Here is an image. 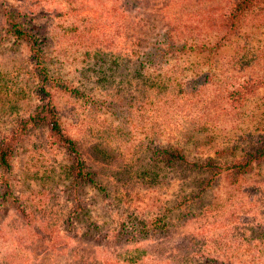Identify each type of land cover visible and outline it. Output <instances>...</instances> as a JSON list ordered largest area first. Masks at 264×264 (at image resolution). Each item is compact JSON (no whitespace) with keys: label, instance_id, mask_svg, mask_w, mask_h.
Returning <instances> with one entry per match:
<instances>
[{"label":"rangeland","instance_id":"374dc122","mask_svg":"<svg viewBox=\"0 0 264 264\" xmlns=\"http://www.w3.org/2000/svg\"><path fill=\"white\" fill-rule=\"evenodd\" d=\"M228 1L0 0L43 37L58 120L93 174L92 186L74 182L64 151L30 128L6 173L25 214L0 208V264H264V159L195 196L201 175L155 154L221 163L259 145L264 0L211 63L147 54L169 36L213 39ZM1 37L0 138L41 95L26 46ZM140 58L152 60L141 69ZM127 221L162 230L127 242Z\"/></svg>","mask_w":264,"mask_h":264},{"label":"trees","instance_id":"16d2710c","mask_svg":"<svg viewBox=\"0 0 264 264\" xmlns=\"http://www.w3.org/2000/svg\"><path fill=\"white\" fill-rule=\"evenodd\" d=\"M257 2L258 0H229L224 12L218 14L220 22L214 26L218 34L211 36L213 39L208 38V36L200 39H176L174 36H169L167 39L155 41L156 45L154 47L157 48H154L152 52H148L147 54L149 56L154 54V57L158 59L178 54H194L202 56L204 60L211 63L214 55L228 43L230 34L236 33V29L241 25L240 23L243 18L256 6ZM9 9L5 6H0V15L3 21L0 27L1 39L6 37L12 41V45L23 43L26 46L28 59L39 82L36 88H38L39 94H41L32 110L24 118H18L14 127L0 138V208L13 204L17 211L23 214V208L17 201V197L13 196L10 186H8L6 173L9 171L10 161L16 145L30 128H45L48 136L64 151L67 157L65 170L74 182L92 186L93 174L87 169L75 140L67 135L58 120L50 94V89L55 87V78L49 70V62L45 60L43 37L40 36L37 30L25 25L20 19L19 14H15ZM151 60L152 58L145 60L144 58H140L141 69ZM245 86L246 83L239 86L235 91L228 92L227 97L231 98L234 93L237 94L242 90L244 92ZM63 90L66 91L64 86ZM73 91L71 90L70 92ZM258 141L259 145L257 147L244 150L238 157L221 163H215L209 159L201 163H189L178 149L171 146L158 148L155 154L160 158L164 157L168 165L171 166L186 163L198 175H201L198 181L199 186H197L198 189L195 193L196 196L197 193L208 188L210 182L217 176L224 174L226 176L237 177L250 173L253 165L258 164L259 161L264 159V134L259 136ZM148 224L150 223L146 222L144 226L137 228L138 226L135 227L131 222H124L120 225L119 235L126 236L127 240L125 241L129 242L134 241L130 240V238L135 235L146 237L161 232L162 227H160L161 230L155 232L150 228L151 224ZM133 261H129V264H135Z\"/></svg>","mask_w":264,"mask_h":264}]
</instances>
